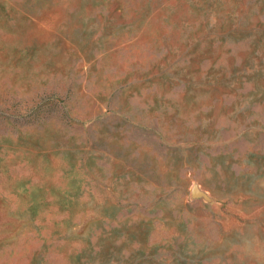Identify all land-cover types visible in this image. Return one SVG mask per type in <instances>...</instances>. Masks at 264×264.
<instances>
[{
	"label": "rangeland",
	"instance_id": "374dc122",
	"mask_svg": "<svg viewBox=\"0 0 264 264\" xmlns=\"http://www.w3.org/2000/svg\"><path fill=\"white\" fill-rule=\"evenodd\" d=\"M0 264H264V0H0Z\"/></svg>",
	"mask_w": 264,
	"mask_h": 264
},
{
	"label": "water",
	"instance_id": "95a60500",
	"mask_svg": "<svg viewBox=\"0 0 264 264\" xmlns=\"http://www.w3.org/2000/svg\"><path fill=\"white\" fill-rule=\"evenodd\" d=\"M193 193H194V194H200L201 192H200V190L195 186V187L193 188Z\"/></svg>",
	"mask_w": 264,
	"mask_h": 264
}]
</instances>
